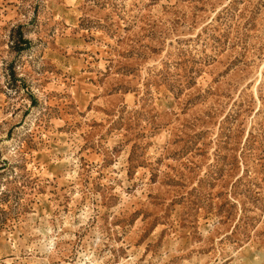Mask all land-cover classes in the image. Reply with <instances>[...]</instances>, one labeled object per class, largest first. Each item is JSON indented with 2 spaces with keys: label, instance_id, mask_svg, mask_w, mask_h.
Wrapping results in <instances>:
<instances>
[{
  "label": "rangeland",
  "instance_id": "rangeland-1",
  "mask_svg": "<svg viewBox=\"0 0 264 264\" xmlns=\"http://www.w3.org/2000/svg\"><path fill=\"white\" fill-rule=\"evenodd\" d=\"M0 264H264V0H0Z\"/></svg>",
  "mask_w": 264,
  "mask_h": 264
}]
</instances>
